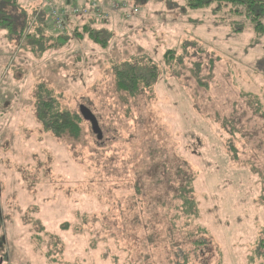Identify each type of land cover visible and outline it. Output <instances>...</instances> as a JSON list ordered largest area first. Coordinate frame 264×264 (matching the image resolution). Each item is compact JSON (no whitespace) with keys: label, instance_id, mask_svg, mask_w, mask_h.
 <instances>
[{"label":"rangeland","instance_id":"rangeland-1","mask_svg":"<svg viewBox=\"0 0 264 264\" xmlns=\"http://www.w3.org/2000/svg\"><path fill=\"white\" fill-rule=\"evenodd\" d=\"M117 1L101 18L67 17L63 33L40 2L3 8L16 26L0 30V264H264V80L252 79L264 37L234 35L231 20L181 0H124L138 8L127 16L109 10ZM88 22L106 49L74 37ZM122 63H151L158 81L117 93ZM44 92L88 109L102 139L83 120L77 142L55 139L36 117ZM180 185L194 189L197 218Z\"/></svg>","mask_w":264,"mask_h":264},{"label":"trees","instance_id":"trees-1","mask_svg":"<svg viewBox=\"0 0 264 264\" xmlns=\"http://www.w3.org/2000/svg\"><path fill=\"white\" fill-rule=\"evenodd\" d=\"M134 1L138 5H140L141 3L140 0H134ZM181 1H182V6L179 9L180 10L183 9V11L185 12L210 10V13L216 19H218L219 22L221 20L225 21V19L231 20L232 24L230 29L234 35H239L250 30V33L254 36L253 43L259 42L264 37V0H181ZM14 3H16L15 0H0V30L3 32L5 31V35L7 36H11V34L14 32L16 21L8 17V15L4 12L3 8H5L6 6H11ZM57 5L60 4L58 3ZM27 18L28 17H26L23 27L21 28V33H20L21 36L24 35L25 33ZM42 20L43 19H41L40 21L42 22ZM94 25H95L94 22H88L87 24H84V26L81 29V32H76L74 37L79 41L86 38L93 45H96L101 49H106L108 45V38L106 37L107 35L106 31L97 30L93 28ZM36 33L40 34L38 32ZM61 35L63 34H60L59 39L63 38ZM26 38L27 41H31L32 43L36 42L35 36H26ZM184 48L185 47H183V49ZM44 51L45 49H40V52H44ZM174 53L175 51L168 50L164 54L163 57L164 62L169 63L170 61L171 62L174 61V59H176ZM217 58H219L218 60L221 59L220 53L217 55L216 59ZM255 70L256 72L252 75V79L260 75L261 81H263L264 71L258 70L256 67ZM112 77L114 81L115 91L117 93H124L132 98L154 86L158 81L159 72L157 70V67L151 63H148L146 65L139 63L136 64L122 63L112 68ZM196 78H197V74H196ZM44 94L45 96L39 97L36 102L35 112L38 121L46 130L50 131V133L55 139L69 138L70 140L77 142L82 134L81 122L82 120L85 121L81 114L82 107L79 108V113H71L67 109L61 108L60 104L56 101V99L51 97V94L49 95L48 92H44ZM249 103L252 105V107H256L255 109L256 111L260 110V106L258 105L257 100L251 99ZM90 128H91V132L96 136V140H101L102 137L101 139H98V135L93 132L91 124H90ZM232 159L234 160L233 156ZM152 168H154V166ZM250 171H252V174H258V172L253 170L252 168ZM158 173H159L158 167H156L154 170L155 176H158ZM259 181L260 184H262L260 176H259ZM180 186L177 189L178 196H176V198L180 200L185 215L197 218L198 214H200L201 211L200 207L194 198L187 197L186 195V194H190L192 191H194V189L192 188L190 191H186L185 186H181V187ZM260 205L264 206V204L262 203H260ZM0 221H2L1 212H0ZM261 233L264 236V227L261 230ZM258 241L260 242L261 247H264V239H259ZM3 242H4L3 238H0V245H2ZM195 244L204 246L205 243L204 240L197 239V242Z\"/></svg>","mask_w":264,"mask_h":264},{"label":"built area","instance_id":"built-area-1","mask_svg":"<svg viewBox=\"0 0 264 264\" xmlns=\"http://www.w3.org/2000/svg\"><path fill=\"white\" fill-rule=\"evenodd\" d=\"M40 2L45 8H47V17L51 20L54 29L60 33L65 32L67 27V17H76L81 15L93 14L103 16L100 9L103 7L105 0H33ZM60 5H57V4ZM111 11H122V14L136 15L138 9L135 6H128L124 0L113 2L110 4ZM80 7H83L80 9Z\"/></svg>","mask_w":264,"mask_h":264},{"label":"water","instance_id":"water-1","mask_svg":"<svg viewBox=\"0 0 264 264\" xmlns=\"http://www.w3.org/2000/svg\"><path fill=\"white\" fill-rule=\"evenodd\" d=\"M81 114L84 120L91 124L93 132L98 135V139H101L102 137L101 132H100V129L98 128V125L96 123L94 116L84 107L81 108Z\"/></svg>","mask_w":264,"mask_h":264}]
</instances>
